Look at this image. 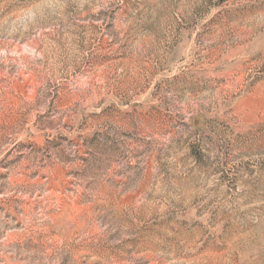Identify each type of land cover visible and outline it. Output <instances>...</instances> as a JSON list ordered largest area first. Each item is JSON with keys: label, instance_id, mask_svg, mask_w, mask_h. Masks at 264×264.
Returning a JSON list of instances; mask_svg holds the SVG:
<instances>
[{"label": "rangeland", "instance_id": "rangeland-1", "mask_svg": "<svg viewBox=\"0 0 264 264\" xmlns=\"http://www.w3.org/2000/svg\"><path fill=\"white\" fill-rule=\"evenodd\" d=\"M0 264H264V0H0Z\"/></svg>", "mask_w": 264, "mask_h": 264}]
</instances>
